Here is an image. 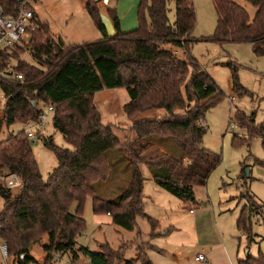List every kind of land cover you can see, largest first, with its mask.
<instances>
[{
	"label": "trees",
	"instance_id": "1",
	"mask_svg": "<svg viewBox=\"0 0 264 264\" xmlns=\"http://www.w3.org/2000/svg\"><path fill=\"white\" fill-rule=\"evenodd\" d=\"M19 1L0 0L6 17L17 15ZM169 1L175 5L173 24L167 17ZM244 1L256 9L252 20L235 0H213L217 24L209 40L217 44L246 42L252 45L256 57H264V0ZM85 10L101 35L95 43L64 49L51 39L47 26L36 22L38 28L28 46L0 52V73L12 60L13 71L23 76L22 82L5 78L0 81L4 99L0 125L35 122L39 112L50 107L54 129L73 148L60 149L51 138L42 139L58 163L43 180L24 132L0 143V175H16L22 183L17 190L0 184V243L7 248L8 257L18 259V264L33 263L28 247L44 237H48L49 245L43 264H50L58 254H67L72 260L80 254L88 264H151L146 254L141 255L140 246L133 261L124 259L123 249L114 251L102 245L98 252H91L78 246L77 239L85 229V201L91 198L94 214L109 215L113 225L126 231L135 228L136 218L147 220L154 231L157 223L143 209L139 169L140 155L146 148L156 141L167 148L165 139H171L179 151V159L165 151L142 160L157 186L178 197H191L192 188L205 186L220 161L202 147L204 114L221 101V93L189 54L188 44L196 24L192 0H139L138 26L128 33L120 31L115 12L107 11L115 32L112 37L107 36L97 4H87ZM26 49L46 70L20 61ZM122 89L129 96L123 106L128 120L149 110L165 111L158 119L134 121L129 128L134 140L123 143L114 136L111 125L102 123L93 101L100 91ZM233 89L239 96L247 94L235 76ZM235 119L250 140L261 139L264 151V125H257L252 116L242 112H237ZM119 148L130 162L132 177L118 202L112 203L96 197L93 186L109 179L107 155ZM256 163L264 168V160ZM241 177L245 179V173ZM256 211L251 209L250 213ZM243 216L238 220V229L244 226ZM238 264H264V257L247 258Z\"/></svg>",
	"mask_w": 264,
	"mask_h": 264
},
{
	"label": "rangeland",
	"instance_id": "2",
	"mask_svg": "<svg viewBox=\"0 0 264 264\" xmlns=\"http://www.w3.org/2000/svg\"><path fill=\"white\" fill-rule=\"evenodd\" d=\"M192 3L196 24L191 35L193 40L188 44L189 54L221 93V101L204 114L202 123L206 133L202 147L217 156L219 164L205 186L192 188L191 197H178L157 186L142 160L165 151L179 159L180 153L171 139H165L167 148L153 142L140 155L139 169L143 178L144 213L157 223L156 229L152 231L147 220L142 218H136L132 231L115 226L105 214L92 212L91 198H88L82 212L85 229L77 244L91 252H98L100 246L108 245L114 251L123 249L124 259L133 261L140 246L141 255L146 254L151 264H238L247 258L264 257V168L256 163L264 160L262 141L257 137L250 140L246 129L235 119L236 113L242 112L252 116L257 125H264V57H256L252 45L246 42L217 44L209 40L217 24L213 0H192ZM235 3L246 11L250 20L254 18V7L244 0H235ZM87 4H97L102 16L107 11H114L124 33L138 26L139 0H29L36 22L47 26L51 39L64 49L101 39L85 10ZM167 10L169 24H173L175 5L172 1L167 3ZM181 54L177 56L181 58ZM20 61L42 70L47 68L38 63L28 49L20 55ZM10 65L14 67L15 61L11 60ZM234 76L246 95L235 93ZM93 101L102 123L111 125L114 136L122 143L134 140L129 129L134 121L154 120L165 115L164 110H149L128 120L123 106L129 102V96L124 89L100 91ZM0 102L2 107L3 99ZM43 111L48 115L43 128L35 126L34 122L30 125L2 123L0 143L31 127L34 139L29 143L40 175L46 180L58 163L42 139L51 138L53 145L60 149L73 151V148L54 129L53 114ZM107 156L111 168L109 179L94 184L93 190L96 197L117 203L131 180V165L121 148L110 151ZM242 173H245V179L241 177ZM75 207L72 206V212ZM2 209L0 197V212ZM251 209L257 211L250 213ZM243 214L244 226L238 229L237 223ZM48 245L49 239L44 237L28 247L34 260L31 264L44 263ZM198 255L205 257L207 262H195ZM54 259L58 264H88L80 254L77 260L67 254L55 255ZM17 261L12 257L4 261L0 252V263L18 264Z\"/></svg>",
	"mask_w": 264,
	"mask_h": 264
},
{
	"label": "built area",
	"instance_id": "3",
	"mask_svg": "<svg viewBox=\"0 0 264 264\" xmlns=\"http://www.w3.org/2000/svg\"><path fill=\"white\" fill-rule=\"evenodd\" d=\"M37 23L35 20V14L33 10L29 7V0H20L17 7V15L15 17H6L0 7V52L11 51L13 48H24L28 46L31 34L37 30ZM2 78L11 79L15 82H22L23 76L16 74L13 71L12 65H7L5 70L0 74V81ZM3 99V94L0 92V100ZM4 100V99H3ZM2 102V101H1ZM0 102V103H1ZM4 106V102L2 104ZM1 105V106H2ZM49 114H53V109L50 107L43 108ZM41 110L38 115V119L34 122L35 126L43 128L47 120V114ZM30 125L31 122L25 123ZM232 128L233 125H230ZM28 140L34 139V133L32 128L29 127L24 131ZM0 184L9 190H17L22 188V183L16 175H0ZM1 256L4 261L8 259V252L5 246L0 248ZM195 262L206 263L205 257L198 255ZM3 264V263H0ZM50 264H58V261L53 259ZM74 264H79L75 262Z\"/></svg>",
	"mask_w": 264,
	"mask_h": 264
},
{
	"label": "water",
	"instance_id": "4",
	"mask_svg": "<svg viewBox=\"0 0 264 264\" xmlns=\"http://www.w3.org/2000/svg\"><path fill=\"white\" fill-rule=\"evenodd\" d=\"M102 21H103L104 27L106 29L107 36L108 37L114 36L115 35V32H114L113 27L110 24V22L107 21L104 17H102ZM246 175H248V171L246 172Z\"/></svg>",
	"mask_w": 264,
	"mask_h": 264
},
{
	"label": "crops",
	"instance_id": "5",
	"mask_svg": "<svg viewBox=\"0 0 264 264\" xmlns=\"http://www.w3.org/2000/svg\"><path fill=\"white\" fill-rule=\"evenodd\" d=\"M196 15V14H195ZM107 21H108V17H107V14L105 15V16H103ZM121 28V27H120ZM194 28H195V26H194ZM194 28H193V30H194ZM137 29V28H136ZM136 29H134V30H136ZM133 30V31H134ZM193 30H192V32H193ZM120 31L122 32V33H124L121 29H120ZM131 32V31H130ZM192 32H191V35H192ZM126 33H128V32H126ZM106 217H108L109 219L111 218L109 215H106Z\"/></svg>",
	"mask_w": 264,
	"mask_h": 264
}]
</instances>
